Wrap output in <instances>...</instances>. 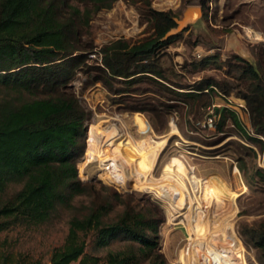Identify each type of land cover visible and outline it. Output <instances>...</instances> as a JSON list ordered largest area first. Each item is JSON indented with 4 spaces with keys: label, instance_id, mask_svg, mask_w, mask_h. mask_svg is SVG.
<instances>
[{
    "label": "rangeland",
    "instance_id": "rangeland-1",
    "mask_svg": "<svg viewBox=\"0 0 264 264\" xmlns=\"http://www.w3.org/2000/svg\"><path fill=\"white\" fill-rule=\"evenodd\" d=\"M198 2L117 0L90 18L83 12L80 16L63 10L74 18L75 44L87 56L69 87L91 114L86 152L77 160L79 180L93 190L74 197L73 209L58 207L46 223L19 224L1 231L0 263H47L51 252L64 243L69 218L83 213L82 206L90 200L103 198L112 205L106 221L121 212L123 201L162 216L158 249L167 264H258L254 250L242 243L237 229L264 218L263 152L241 138L229 118L220 119L217 113L234 111L251 133L238 93L244 82L227 63L235 55L264 71V0H208L206 16ZM150 9L175 12L174 31L181 32L156 56L162 76L144 73L153 80L143 78L128 86L115 80L113 91H107L92 79L94 73L88 67L100 65L92 53L109 41L132 43L149 37ZM199 62L203 67L195 69ZM204 79L215 82L211 90L199 97L185 96ZM209 111L213 125L207 127L203 123ZM98 140L104 146L99 160L83 168L89 142L98 144ZM152 147L154 162L148 156ZM107 153L116 162L108 161ZM170 157L175 162L171 175L166 171ZM259 169L263 171L258 176ZM18 188L9 184L0 193V204ZM190 229L198 234L187 239ZM83 239L84 254L99 257L100 262L108 253L130 249L126 241L118 240L96 247L93 231ZM186 246L189 251L180 253Z\"/></svg>",
    "mask_w": 264,
    "mask_h": 264
},
{
    "label": "trees",
    "instance_id": "trees-1",
    "mask_svg": "<svg viewBox=\"0 0 264 264\" xmlns=\"http://www.w3.org/2000/svg\"><path fill=\"white\" fill-rule=\"evenodd\" d=\"M116 1L0 0V193L9 184L19 185L0 204V232L19 224L46 223L58 207L73 209L74 197L92 192L90 184L79 180L77 160L86 152L91 114L69 87L87 56L75 44L74 18L63 10L80 16L83 12L90 18ZM198 1L202 16H206L208 0ZM176 16L171 10L150 9L149 37L132 43L117 39L99 46L92 54L100 65L88 67L94 73L92 79L111 92L115 80L128 86L143 78L153 80L144 73L161 77L156 56L181 37L178 31L162 39L176 26ZM232 57L227 64L244 82L238 93L251 133L234 111L223 109L217 114L220 119L229 118L241 138L259 146L264 166V71L239 56ZM202 63L194 68L201 69ZM213 83L200 80L185 96L199 97L211 90ZM262 171L255 173L259 176ZM122 203L121 212L108 221L109 200L94 198L82 206L85 211L69 218L64 243L51 252L47 263L3 260L0 264H167L158 249L157 228L162 216ZM89 231L94 232L96 247L118 240L126 241L130 249L108 253L100 262L99 257L84 254L83 237ZM237 233L242 243L254 250L256 262L264 264V218L239 225Z\"/></svg>",
    "mask_w": 264,
    "mask_h": 264
},
{
    "label": "bare ground",
    "instance_id": "bare-ground-1",
    "mask_svg": "<svg viewBox=\"0 0 264 264\" xmlns=\"http://www.w3.org/2000/svg\"><path fill=\"white\" fill-rule=\"evenodd\" d=\"M179 26H181L180 24H179ZM167 126L170 128V131H172L173 133H175V131H174V125L171 123V122H168V124H167ZM105 142V141H104ZM155 144V143H154ZM101 147H104V146H102L101 145V140H98V144H96V143H94L93 141H90L89 142V144H88V150H87V153H86V155H85V157H84V161L83 162H81L82 163V167L84 168V167H89V166H91V165H93L95 162H97L98 160H99V154H100V150H102L101 149ZM108 147V146H107ZM104 150V149H103ZM109 151V150H108ZM155 151H156V149L154 148L153 149V147H152V149L149 151V153H148V156L151 158V161L152 162H154V159H155V155H156V153H155ZM109 153V152H108ZM108 153L106 154L107 155V157H109V159H108V161H115L116 162V159H113V158H111V156H109L108 155ZM176 159V158H175ZM117 160H119V159H117ZM177 160V159H176ZM167 161L169 162V163H167L168 164V167H167V172H168V174L169 175H171L172 174V172H173V168H174V166H175V162L172 160V158L170 157V158H168L167 159ZM109 168H111V167H109ZM183 168V167H182ZM130 170V169H129ZM189 170V169H188ZM111 178V177H110ZM202 180L203 181H206L205 179H203L202 178ZM201 182V181H200ZM203 183V182H202ZM202 186V185H201ZM228 201V200H227ZM226 203V202H225ZM192 234H198V231L197 230H195V229H190L188 232H187V235H188V237H186L187 239H189V238H191V237H193L192 236ZM184 249L181 251L180 250V253H182V254H184V253H186L187 251H189V246H186V247H183Z\"/></svg>",
    "mask_w": 264,
    "mask_h": 264
},
{
    "label": "built area",
    "instance_id": "built-area-1",
    "mask_svg": "<svg viewBox=\"0 0 264 264\" xmlns=\"http://www.w3.org/2000/svg\"><path fill=\"white\" fill-rule=\"evenodd\" d=\"M198 56V55H197ZM209 114L210 115H208L207 116V118L205 119V121H204V123H203V125H205V126H207V127H210V126H212L213 125V114H212V112L211 111H209Z\"/></svg>",
    "mask_w": 264,
    "mask_h": 264
},
{
    "label": "water",
    "instance_id": "water-1",
    "mask_svg": "<svg viewBox=\"0 0 264 264\" xmlns=\"http://www.w3.org/2000/svg\"><path fill=\"white\" fill-rule=\"evenodd\" d=\"M174 20H175V18H174ZM178 24H179V23H178ZM174 29H175V27L169 29V30L165 33V35L162 37V39H164V38H166L167 36H169V35L175 33Z\"/></svg>",
    "mask_w": 264,
    "mask_h": 264
},
{
    "label": "crops",
    "instance_id": "crops-1",
    "mask_svg": "<svg viewBox=\"0 0 264 264\" xmlns=\"http://www.w3.org/2000/svg\"><path fill=\"white\" fill-rule=\"evenodd\" d=\"M164 141V140H163Z\"/></svg>",
    "mask_w": 264,
    "mask_h": 264
}]
</instances>
